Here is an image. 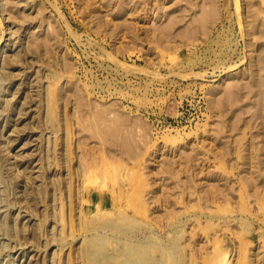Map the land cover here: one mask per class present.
Here are the masks:
<instances>
[{"label":"rangeland","instance_id":"1","mask_svg":"<svg viewBox=\"0 0 264 264\" xmlns=\"http://www.w3.org/2000/svg\"><path fill=\"white\" fill-rule=\"evenodd\" d=\"M0 39V264H264V0H0Z\"/></svg>","mask_w":264,"mask_h":264},{"label":"bare ground","instance_id":"2","mask_svg":"<svg viewBox=\"0 0 264 264\" xmlns=\"http://www.w3.org/2000/svg\"><path fill=\"white\" fill-rule=\"evenodd\" d=\"M3 39H4V38H3ZM0 40H1V39H0ZM128 205H129V204H128ZM87 209H89L88 212H91L89 206L87 207ZM120 212H121V211H120ZM107 213H108V212H107ZM105 214H106V211H105V210L103 211V209H98V212L95 213L94 216H96V218H99V217L104 216ZM108 214H109V213H108ZM108 214H106V215H108ZM110 214H112V213H110ZM109 217H111V216H109ZM123 217H124V218H122L121 220L126 219V223H127V224H129V223H130V224H131V223L134 224L135 221H134V219H133L132 217H130V216H123ZM105 218H108V216L105 217ZM99 219H100V218H99ZM85 220H86V219H85ZM91 220H92V219H91ZM91 220H90V223L92 222ZM100 220H102V218H101ZM100 220H99V221H100ZM102 221H103V222H102ZM102 221H101L102 224L106 225V227H108V226H109V227H114L116 230H117V229H121V230H123V229H124L123 226H126V225H123V226L120 225L122 222H124L123 224H126L124 220H123L122 222L118 220L119 222H121L120 224H116V223L110 222L111 219H110V221H109L108 219H106V221H105V220H102ZM115 221H116V220H115ZM87 222H88V221H87ZM100 224H101V223H100ZM104 225H103V226L99 225V226L104 227ZM88 226H90L89 223H88ZM91 226H93V225H91ZM95 227H96V226H95ZM95 227H94V229H95ZM92 228H93V227H92ZM100 229H101V228H100ZM102 229H103V228H102ZM87 231H88V230H87ZM96 231H97V230H96ZM107 231H108V230H107ZM109 231H110V230H109ZM117 231H118V230H117ZM91 235H92V234H91ZM103 237H104V236H103ZM91 238H92V237H91ZM99 238H100V237H99ZM87 239H88V238H87ZM94 240H95V239H94ZM103 240L105 241V239H103ZM103 240H102V241H103ZM102 241H101V242H102ZM98 242H99V241H98ZM106 242H107V241H106ZM89 244H90V246L92 247V249H93L92 252H93V254H94V253H96V252L98 253V252H99V248H102L103 245H105L106 243H103V242H102V244H99V243H96L95 241L92 240V241L89 242ZM109 244H110V243H109ZM130 245H131V246H129V248H130L129 250H130V252H133V250H135V249H133V247H132L133 244L130 243ZM106 246H108V243H107ZM109 246H110V245H109ZM127 246H128V244H127ZM135 247H136V245H135ZM105 248H106V247H105ZM136 248H137V247H136ZM103 249H104V248H103ZM107 249H108V247H107ZM121 249H122V248H121ZM121 249H120V251H121ZM100 250H101V249H100ZM117 250H119V249H117ZM122 250H124V249H122ZM125 250H127V249H125ZM138 250H139V249H137V252H138ZM100 252H101V251H100ZM102 252H103V251H102ZM122 252H123V251H122ZM97 253H96V254H97ZM113 253H114V254H113ZM113 253H112V255H115V256H116L115 252H113ZM116 253H117V252H116ZM120 253H121V252H120ZM98 254H100V253H98ZM98 254H97V256H98ZM94 255H95V254H94ZM100 255H101V254H100ZM123 255L125 256L126 254L124 253ZM88 256H90V253H88ZM88 256H87V257H88ZM115 256H112V257H115ZM117 256H118V253H117ZM117 256H116V258H117ZM90 257H91V256H90ZM127 257H128V259H129V256H127ZM130 257H131V256H130ZM216 257H217L219 260L222 259L221 257H223V253H220V252L217 253V254H216ZM108 259H110V258H108ZM108 259L105 258V255H104V259H99V260H98V259H95V260H96V261L98 260V263H99V264H109V260H108ZM114 260H115V259H114ZM114 260H113V261H114ZM125 260L127 261V259H125ZM147 260H148V259H147ZM111 261H112V260L110 259V262H111ZM116 261H117V260H116ZM126 261H125V263H126ZM220 261H221V260H220ZM137 262H139V261H137ZM137 262H136V263H137ZM142 262H143V261H142ZM142 262H141V263H137V264H142ZM123 263H124V262H123ZM127 263H130V262L128 261ZM146 263H147V262H146ZM115 264H117V263L115 262ZM144 264H145V263H144ZM218 264H221V263H218ZM222 264H225V263H222Z\"/></svg>","mask_w":264,"mask_h":264}]
</instances>
